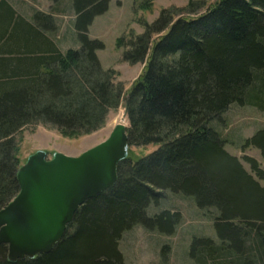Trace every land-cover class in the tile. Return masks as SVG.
<instances>
[{"label": "trees", "instance_id": "16d2710c", "mask_svg": "<svg viewBox=\"0 0 264 264\" xmlns=\"http://www.w3.org/2000/svg\"><path fill=\"white\" fill-rule=\"evenodd\" d=\"M108 2L73 0L79 47L61 51L50 36L51 13L35 10L26 19L0 0V209L19 191L17 135L26 125L75 138L102 127L122 103L128 146L157 148L120 160L116 182L75 211L49 252L12 262L0 244V264H124L119 241L126 230L141 224L172 234L180 222L178 210L146 214L164 190L214 211L216 239L190 243L198 264H264V169L253 156L229 153L210 126L233 103L264 111V0H216L193 17L181 13H194L197 1L162 9L126 44L116 40L125 46L123 61L144 63L126 90L114 83L112 69L101 67L103 42L88 35ZM249 146L264 158V127L240 149Z\"/></svg>", "mask_w": 264, "mask_h": 264}, {"label": "rangeland", "instance_id": "374dc122", "mask_svg": "<svg viewBox=\"0 0 264 264\" xmlns=\"http://www.w3.org/2000/svg\"><path fill=\"white\" fill-rule=\"evenodd\" d=\"M7 1L26 19L33 18L35 10L51 13L56 27L50 36L58 42L59 49L63 51L66 48L79 47L74 28L73 0ZM193 1L199 3L194 13L181 10L178 12H182V16L193 17L216 0ZM187 3L188 0H109L107 10L96 15L88 27V35L103 42L104 47L97 50V56L103 69L114 71V83L122 84L124 90L128 89L141 73L144 65L141 62L129 64L123 61L122 53L125 46L117 47L116 40L121 38L126 44L133 35L142 33L144 23L154 21L162 9H181L186 7ZM177 16H173V19ZM123 117H125L123 124L127 126V117L121 103L108 113L102 127L75 138L64 137L53 127L41 123L26 125L17 135L20 165L25 162L28 155L39 149L46 151L48 158L54 152L71 156L79 155L106 139L115 124L121 122ZM210 126L226 139L225 149L229 153L239 158L243 154L253 156L264 169V158L257 148L249 146L244 152L240 149L245 138L264 127V111L251 104L233 103L219 119L213 120ZM155 148H157L156 144L130 146L127 154L132 159H136ZM241 161L244 168L249 171V165L242 159ZM260 183L264 186V180H260ZM164 209L178 210L181 214L180 222L174 232L165 234L155 229H147L141 224L126 230L119 241L124 264H198L189 256L192 238L207 236L216 239L213 225L214 211L199 208L193 196L164 190L163 197L157 203L151 202L147 206L146 214L152 216Z\"/></svg>", "mask_w": 264, "mask_h": 264}, {"label": "water", "instance_id": "95a60500", "mask_svg": "<svg viewBox=\"0 0 264 264\" xmlns=\"http://www.w3.org/2000/svg\"><path fill=\"white\" fill-rule=\"evenodd\" d=\"M126 125L115 124L106 139L71 156L36 150L18 167L19 191L0 209V244L9 261L49 252L64 235L75 211L110 188L128 153Z\"/></svg>", "mask_w": 264, "mask_h": 264}, {"label": "crops", "instance_id": "0c3cea01", "mask_svg": "<svg viewBox=\"0 0 264 264\" xmlns=\"http://www.w3.org/2000/svg\"><path fill=\"white\" fill-rule=\"evenodd\" d=\"M13 8H14V7H13ZM57 36H58V35H57ZM52 39L55 41L56 45L59 46V45H58V42H56V40H55L54 38H52Z\"/></svg>", "mask_w": 264, "mask_h": 264}, {"label": "bare ground", "instance_id": "6f19581e", "mask_svg": "<svg viewBox=\"0 0 264 264\" xmlns=\"http://www.w3.org/2000/svg\"><path fill=\"white\" fill-rule=\"evenodd\" d=\"M121 122H122V119H121ZM123 123V122H122Z\"/></svg>", "mask_w": 264, "mask_h": 264}]
</instances>
